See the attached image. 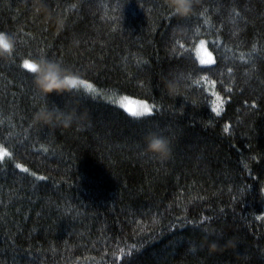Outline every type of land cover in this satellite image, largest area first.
<instances>
[{"label":"trees","instance_id":"16d2710c","mask_svg":"<svg viewBox=\"0 0 264 264\" xmlns=\"http://www.w3.org/2000/svg\"><path fill=\"white\" fill-rule=\"evenodd\" d=\"M44 3L53 20L0 0L16 40L0 59V264H264V0H198L184 18L166 0ZM40 58L96 93L42 96L21 66ZM125 97L152 114L130 116ZM53 104L87 118L32 123ZM149 132L169 139L167 161L143 151ZM208 234L237 247L200 250Z\"/></svg>","mask_w":264,"mask_h":264},{"label":"clouds","instance_id":"9594fccd","mask_svg":"<svg viewBox=\"0 0 264 264\" xmlns=\"http://www.w3.org/2000/svg\"><path fill=\"white\" fill-rule=\"evenodd\" d=\"M198 0H166L167 6L171 9L175 16L184 18L192 14L194 5ZM32 6L37 14L43 13L49 20H53L51 13L48 11L44 0H32ZM56 26L63 29L64 24L60 20H56ZM16 47V40L11 34L0 31V59H11ZM22 68L33 75V84L38 92L48 97L52 94L61 95L66 92L83 90L78 75L71 73L64 68L59 62L46 58L40 59H25L22 62ZM169 95H175L179 91L177 81H168L165 85ZM87 118L86 112H78L76 108L69 111H64L58 105L43 106L33 114L32 123L35 125H45L48 127H63L70 128L74 122L82 121ZM145 148L143 151L146 154L154 156L161 162L167 161L171 157L172 149L169 139L157 132H149L144 137ZM264 195V193H261ZM211 234L203 237L199 249L207 248L209 253L222 251L226 248L237 247V240L231 237L220 243L219 239L210 238ZM189 251H197L196 245H190Z\"/></svg>","mask_w":264,"mask_h":264},{"label":"snow or ice","instance_id":"6c2138e0","mask_svg":"<svg viewBox=\"0 0 264 264\" xmlns=\"http://www.w3.org/2000/svg\"><path fill=\"white\" fill-rule=\"evenodd\" d=\"M172 15L175 16L173 13H172ZM205 22L207 23V21H205ZM200 46L204 47L205 46V42L201 41L200 42ZM240 59L243 60L244 56L241 55ZM200 64L201 65L215 64V60L212 58V55H211L210 52L207 54V59H204V58L200 59ZM203 80L207 81V77H204ZM200 82L201 81H193V83H196V84H199ZM80 83L82 84L83 88L87 90V92L96 93V89L94 88V86L91 83H89V82H87L85 80H81ZM212 86L213 87L215 86V82L214 81L212 82ZM213 95H216V93H213ZM126 100H127V98L125 97L124 100L120 101V107L124 108L125 111H127L128 114L130 116H132V117H143V116H146V115H151L153 110H154V106H150L149 104L144 103V102H140L139 103L138 109H133V108L128 107L126 105V103H125ZM216 101H217L216 104L213 106V111L216 112L217 114H219L220 106L223 103L221 98L219 97V95H216ZM225 131H227V129H225ZM10 156H11V153L7 150V148L4 147L3 145H0V160H3V158L10 157ZM16 167L19 168L23 172H27L28 171L27 168H24L20 164H16ZM40 179H43V177H40ZM259 218L264 219V217H259ZM121 253L124 254L123 249H121ZM128 254H130V252Z\"/></svg>","mask_w":264,"mask_h":264},{"label":"rangeland","instance_id":"374dc122","mask_svg":"<svg viewBox=\"0 0 264 264\" xmlns=\"http://www.w3.org/2000/svg\"><path fill=\"white\" fill-rule=\"evenodd\" d=\"M208 53H209V51H208L206 46H204V47L199 46L198 50H196V54H197V57H198L199 61H200L201 58L207 59V54ZM125 103L128 104L130 107H132L134 109H138V107H139V102H137L135 100L130 101V99H127L125 101Z\"/></svg>","mask_w":264,"mask_h":264}]
</instances>
